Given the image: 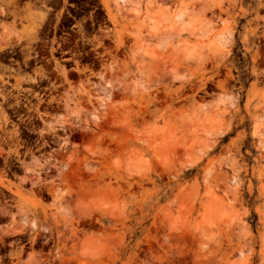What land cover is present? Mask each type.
Masks as SVG:
<instances>
[{
    "label": "rangeland",
    "instance_id": "rangeland-1",
    "mask_svg": "<svg viewBox=\"0 0 264 264\" xmlns=\"http://www.w3.org/2000/svg\"><path fill=\"white\" fill-rule=\"evenodd\" d=\"M193 8L197 30L169 28ZM15 15L3 37L59 85L17 121L31 133L0 140V264H264V0H16Z\"/></svg>",
    "mask_w": 264,
    "mask_h": 264
},
{
    "label": "flooded vegetation",
    "instance_id": "flooded-vegetation-1",
    "mask_svg": "<svg viewBox=\"0 0 264 264\" xmlns=\"http://www.w3.org/2000/svg\"><path fill=\"white\" fill-rule=\"evenodd\" d=\"M15 13L16 0L0 2V118L6 119L0 129L3 134L0 140L6 148H10L11 145L15 144L12 143L15 134L27 135L32 132L28 127L20 126L21 123H17V121L32 118L30 112L33 108L38 106L48 107L51 102L50 93L59 85L54 84L56 76L59 75L54 63H48L47 57L38 55V50H27L26 45L19 46L20 42L17 43L16 40L3 37L8 33L4 34L2 26L13 22L17 23ZM43 41L47 40H41V42ZM41 46L43 44L39 45V47ZM45 47L47 46L45 45ZM57 48L59 49L58 54L62 57L65 51L59 48V45ZM40 69L53 71L55 77L52 79L51 76H46L45 81L42 83L40 79H35L36 84H34L32 80L33 72ZM18 76L24 77L23 84L25 86L16 83ZM28 77H31V79H27Z\"/></svg>",
    "mask_w": 264,
    "mask_h": 264
},
{
    "label": "bare ground",
    "instance_id": "bare-ground-1",
    "mask_svg": "<svg viewBox=\"0 0 264 264\" xmlns=\"http://www.w3.org/2000/svg\"><path fill=\"white\" fill-rule=\"evenodd\" d=\"M196 8V7H195ZM198 8V7H197ZM194 9V8H193ZM191 10L190 12H185L184 13V16L182 15V12L183 11H181V15H178L177 17H176V19H174L173 21H172V23H171V25L169 26V28H171V26H174V28H176V27H180V29H184V28H189V29H196L197 27H196V25L199 23L198 22V19H197V16L199 15L198 14V12L199 11H197L196 9H194V10ZM147 10L149 11L148 13L150 14L151 13V15H152V18H153V20H152V30H153V32H158V29H159V27H160V23H161V21L165 18V17H167V15L165 14V11L162 9V8H160V6H155V5H152L151 3H150V5H148L147 6ZM200 13V12H199ZM196 27V28H195ZM167 30H168V32H167ZM169 30L170 29H165V34H164V37L163 38H166L167 37V33H169ZM197 30V29H196ZM260 130V127L256 124V125H254V131L256 132V131H259ZM167 145H168V143H162V144H160L159 145V150H163V152H165V150H169V148L167 147ZM165 149V150H164ZM196 149V148H195ZM167 150V151H168ZM196 151V153L197 152H199V151H201L200 149L198 150V149H196L195 150ZM169 152V151H168ZM196 153H192V155H194V154H196ZM161 154V156H162V153H160ZM164 154V153H163ZM194 156H196V155H194ZM167 157V156H166ZM163 158H164V156H163ZM194 158V157H193ZM193 158H189V163L191 164V162L193 163ZM196 158V157H195ZM164 159H166V158H164ZM138 160H139V158H138ZM138 163V161H135L134 159H132V158H130L129 159V161L127 162V166L129 167V168H134L135 167V165ZM139 165H140V163H138ZM214 212L215 213H219V211L217 212V210L215 211V208H214V206H213V204L212 205H207L206 207H205V209H204V213H205V215H204V217H203V221L204 222H208L209 220H210V218L214 215ZM226 213V211L225 212H220V215L221 214H225ZM222 216V215H221ZM214 217V216H213ZM178 219V218H177ZM174 220V219H173ZM172 220V221H173ZM176 220V219H175ZM175 220H174V222H175ZM177 221V220H176ZM175 223H177V222H175ZM174 224V223H173ZM174 226H175V224H174Z\"/></svg>",
    "mask_w": 264,
    "mask_h": 264
},
{
    "label": "trees",
    "instance_id": "trees-1",
    "mask_svg": "<svg viewBox=\"0 0 264 264\" xmlns=\"http://www.w3.org/2000/svg\"><path fill=\"white\" fill-rule=\"evenodd\" d=\"M253 217H255V216H253Z\"/></svg>",
    "mask_w": 264,
    "mask_h": 264
}]
</instances>
